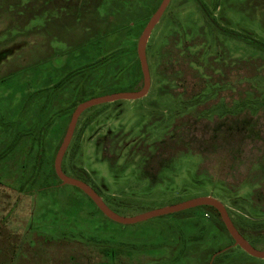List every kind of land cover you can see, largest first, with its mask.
Instances as JSON below:
<instances>
[{
	"label": "rangeland",
	"instance_id": "obj_1",
	"mask_svg": "<svg viewBox=\"0 0 264 264\" xmlns=\"http://www.w3.org/2000/svg\"><path fill=\"white\" fill-rule=\"evenodd\" d=\"M162 1L0 0V264H264L204 209L122 225L56 177L75 109L142 88ZM236 35L264 45V0H171L149 94L85 112L64 173L123 217L215 198L263 251L264 48Z\"/></svg>",
	"mask_w": 264,
	"mask_h": 264
},
{
	"label": "water",
	"instance_id": "obj_2",
	"mask_svg": "<svg viewBox=\"0 0 264 264\" xmlns=\"http://www.w3.org/2000/svg\"><path fill=\"white\" fill-rule=\"evenodd\" d=\"M170 3L171 0L162 1L159 8L153 14L149 23L145 27L138 42L137 53L143 73L142 88L137 91L117 92L108 95L94 97L81 103L75 109V111L72 114L71 121L69 123L63 142L56 155V159H55L56 176L61 181L62 185L75 187L78 190H80L83 194H85L106 218H108L109 220L115 223L122 225H134L154 218L174 215L192 209H197L202 207H212L219 213L225 228L227 229L230 237L234 241V246L241 248L245 253H247L248 255L254 258L264 259V250L263 251L257 250L252 244H250L247 241V239L236 228L224 204L215 198L198 197L175 205H170L161 209L152 210L137 216L123 217L117 214L116 212H114L104 202L103 198L97 193V191L92 186L85 183L84 181L66 175L63 171L62 165H63L64 157L72 142L78 122L81 116L86 111L96 106H100L104 104H110L120 101H137L145 98L149 94L151 89V74H150V69L146 54L147 44L153 30L159 24L160 20L162 19Z\"/></svg>",
	"mask_w": 264,
	"mask_h": 264
},
{
	"label": "trees",
	"instance_id": "obj_3",
	"mask_svg": "<svg viewBox=\"0 0 264 264\" xmlns=\"http://www.w3.org/2000/svg\"><path fill=\"white\" fill-rule=\"evenodd\" d=\"M236 37H238L239 39H243V40H246L247 42H250V43H254V44H257V45H259L260 47H262V48H264V45L263 44H261V43H258L257 41H253L250 37H244V36H241V35H236ZM128 92V91H127ZM85 102V101H84ZM83 103V102H82ZM90 110V109H89ZM87 112V111H86ZM238 125H240V128L242 127V125L239 123ZM244 125H247V124H245L244 123ZM66 156V155H65ZM65 158V157H64ZM64 161V160H63ZM63 166V165H62ZM57 177V176H56ZM57 179H58V177H57ZM80 179H82V181H84L85 183H89L87 180H85V179H83V178H81L80 177ZM59 180V179H58ZM59 182H61L60 180H59ZM88 198V197H87ZM89 199V198H88ZM90 200V199H89ZM91 201V200H90ZM92 202V201H91ZM93 203V202H92ZM94 204V203H93ZM95 205V204H94ZM96 207V206H95ZM97 208V207H96ZM197 209H204L205 211H207V212H209V213H211L212 215H214L219 221H220V223H221V225H222V227L227 231V229L225 228V226H224V224H223V222H222V220H221V217H220V215H219V213L214 209V208H212V207H202V208H197ZM97 210H98V208H97ZM99 211V210H98ZM100 212V211H99ZM101 213V212H100ZM102 214V213H101ZM103 215V214H102ZM234 223V222H233ZM236 226V225H235ZM236 228L239 230V232L245 237V232L242 230V229H240V228H238L237 226H236ZM228 232V231H227ZM94 249H96V246H95V248ZM99 252H100V254L102 255V257L105 259V256H107L108 254H113L114 252H115V250L114 249H112V248H107V247H102V246H99L98 247V249H97Z\"/></svg>",
	"mask_w": 264,
	"mask_h": 264
},
{
	"label": "flooded vegetation",
	"instance_id": "obj_4",
	"mask_svg": "<svg viewBox=\"0 0 264 264\" xmlns=\"http://www.w3.org/2000/svg\"><path fill=\"white\" fill-rule=\"evenodd\" d=\"M100 195V194H99Z\"/></svg>",
	"mask_w": 264,
	"mask_h": 264
}]
</instances>
